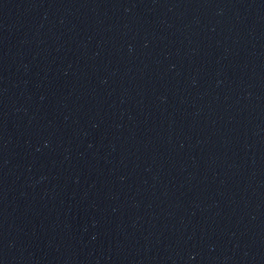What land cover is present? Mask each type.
<instances>
[{
	"label": "water",
	"instance_id": "water-1",
	"mask_svg": "<svg viewBox=\"0 0 264 264\" xmlns=\"http://www.w3.org/2000/svg\"><path fill=\"white\" fill-rule=\"evenodd\" d=\"M0 264H264V0H0Z\"/></svg>",
	"mask_w": 264,
	"mask_h": 264
}]
</instances>
